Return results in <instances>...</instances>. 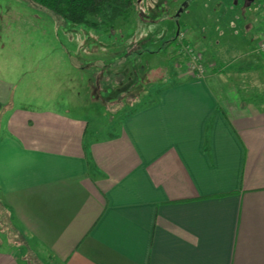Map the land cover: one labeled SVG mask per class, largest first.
I'll return each mask as SVG.
<instances>
[{"label":"crops","instance_id":"0c3cea01","mask_svg":"<svg viewBox=\"0 0 264 264\" xmlns=\"http://www.w3.org/2000/svg\"><path fill=\"white\" fill-rule=\"evenodd\" d=\"M253 1L241 26L217 16L179 30L176 51L195 49L204 76L178 56L184 74L102 132L66 99L29 115L0 74V264H24L15 227L52 264H264V54L251 48L264 5Z\"/></svg>","mask_w":264,"mask_h":264},{"label":"rangeland","instance_id":"374dc122","mask_svg":"<svg viewBox=\"0 0 264 264\" xmlns=\"http://www.w3.org/2000/svg\"><path fill=\"white\" fill-rule=\"evenodd\" d=\"M245 3L131 0L127 15L111 27L100 24L104 17L89 16L96 23L92 27L56 18L28 0H0V74L19 85L15 105L30 109L29 115L35 109H57L55 103L66 99L72 114L102 132L116 116L155 97L175 74H184L171 41L179 30L211 26L217 16L241 26L248 14ZM184 4L188 9L180 13ZM263 5L264 0H254L250 9ZM251 42L255 48L259 41ZM9 231L18 249L10 251L24 264H52L19 229Z\"/></svg>","mask_w":264,"mask_h":264},{"label":"trees","instance_id":"16d2710c","mask_svg":"<svg viewBox=\"0 0 264 264\" xmlns=\"http://www.w3.org/2000/svg\"><path fill=\"white\" fill-rule=\"evenodd\" d=\"M30 3L46 10L50 15L64 21L87 24L95 27L88 19L104 17L101 25L112 26L115 21L125 17L131 6V0H28ZM176 39L172 41L175 43ZM182 46V45H181ZM180 46V47H181ZM180 50V48L177 50ZM178 55V54H177ZM180 56V55H178Z\"/></svg>","mask_w":264,"mask_h":264},{"label":"built area","instance_id":"2783aa9c","mask_svg":"<svg viewBox=\"0 0 264 264\" xmlns=\"http://www.w3.org/2000/svg\"><path fill=\"white\" fill-rule=\"evenodd\" d=\"M257 52L264 54V38L258 42ZM183 58L187 74L193 77H203L205 68L201 62L200 54L189 45H182L177 53Z\"/></svg>","mask_w":264,"mask_h":264}]
</instances>
